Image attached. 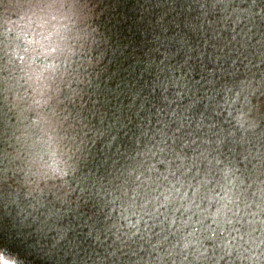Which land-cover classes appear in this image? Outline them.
I'll list each match as a JSON object with an SVG mask.
<instances>
[{"label": "trees", "instance_id": "obj_1", "mask_svg": "<svg viewBox=\"0 0 264 264\" xmlns=\"http://www.w3.org/2000/svg\"><path fill=\"white\" fill-rule=\"evenodd\" d=\"M46 1L0 0V225L9 241L22 235L28 242L30 264H104L97 254L112 243L103 234L105 191L126 163L117 148L131 152L136 135L170 122L172 109L179 115L197 97L192 117L222 105L217 126L239 139L234 117L242 108L241 119H256L258 128L243 134L250 143L237 151L264 152L257 136L264 129V25L243 18L246 0H232L230 18L219 8L202 16L203 0H79L75 17L66 4L46 8ZM41 25L52 29L55 51L39 45ZM7 37L12 49L24 46L16 58L3 54ZM189 48L203 53V64L216 74L197 66L189 73L191 91L181 89V98L170 85L167 91L156 85L187 68ZM34 57L45 65L22 62ZM14 64L26 68L20 88L5 73ZM242 87L247 105L243 95L235 98ZM49 143L55 156L48 155ZM104 156L107 163L99 164ZM81 213L90 217L87 224ZM58 231L66 238L57 243Z\"/></svg>", "mask_w": 264, "mask_h": 264}, {"label": "snow or ice", "instance_id": "obj_2", "mask_svg": "<svg viewBox=\"0 0 264 264\" xmlns=\"http://www.w3.org/2000/svg\"><path fill=\"white\" fill-rule=\"evenodd\" d=\"M231 3L232 0H203L201 15L210 17L219 8L230 18ZM246 3L248 7L240 9L245 13L243 18L253 23L259 18L264 25V0ZM102 9L103 3L97 10ZM240 20L237 16L236 22ZM208 23H212L211 19ZM47 50L55 51V47ZM202 55L189 48L187 68L180 75H166L156 86L167 91L170 85L183 98L181 89L191 91L193 80L189 73L197 66L213 77L216 74L203 64ZM195 83H200V77ZM241 95L243 104H249L245 87L235 93V98ZM198 101L199 97L191 101L179 115L172 109L168 113L170 122H158L160 126L154 130L141 131L131 152L124 154L117 148L126 163L117 169L116 182L105 191L108 212L103 234L107 239L110 233L112 243L106 246L103 256L97 254L104 264H264V152L237 151L238 145L243 148L245 142L250 143L243 134L255 133L257 120L241 119L246 113L242 108L237 110L240 115L234 119L242 133L237 139L234 131L225 135L217 126L214 117L220 115L222 105H213L207 116L188 115ZM261 116L264 118V114ZM257 136L264 140V129ZM111 140L115 137H111L109 147ZM108 159L104 156L98 163L106 164ZM146 188L158 194L140 199L141 190ZM81 215L87 224L90 217ZM165 223L167 228L162 233ZM97 232L94 240L99 242L101 234ZM87 235L91 237L93 233L89 231ZM65 238L66 232L58 231L55 239L58 243ZM27 245L22 235L9 241L0 225L3 264H30L32 256Z\"/></svg>", "mask_w": 264, "mask_h": 264}, {"label": "bare ground", "instance_id": "obj_3", "mask_svg": "<svg viewBox=\"0 0 264 264\" xmlns=\"http://www.w3.org/2000/svg\"><path fill=\"white\" fill-rule=\"evenodd\" d=\"M46 4H50V5H53L56 7H58L60 4H66L70 10V13H71L70 16H74V17L78 14L79 10L81 9L80 4H79V0H54V2H53V0H47ZM14 8H16V7H14ZM11 13L12 14H18V11L12 10ZM74 17H73V19H74ZM14 43L15 42L13 41V38H8V37H7V40L2 43V44H4L3 54L6 57H8L9 59L12 58V56L16 58L21 52H24V48H23L24 46H22V45L18 46L16 49H12L10 45L14 44ZM36 61H38V62H36ZM22 62H33V63L36 62V64H39L41 66L45 65L43 63L44 61H42L41 59H38V57H34V60H23ZM14 63H16V62L14 61ZM24 69H26V68L17 67L14 64V67L12 65V67L5 70L6 75L11 74V77H14V81L16 84H19V88L22 85L21 76L24 72ZM17 91H20V89H17ZM30 99L32 100V97H30ZM49 107L50 106L45 105L42 107V109L45 108L46 111H49V110H47ZM53 107H55V106H53ZM4 167L7 168L6 164H4ZM51 167H52V165L47 166L48 169H50ZM6 174H10V172H8Z\"/></svg>", "mask_w": 264, "mask_h": 264}, {"label": "clouds", "instance_id": "obj_4", "mask_svg": "<svg viewBox=\"0 0 264 264\" xmlns=\"http://www.w3.org/2000/svg\"><path fill=\"white\" fill-rule=\"evenodd\" d=\"M44 7H52V5L50 4H46L44 5ZM40 29H44L43 31H40ZM52 31L51 28H46L45 26H40L38 28V32H37V35L38 37L40 38L39 39V45H43L45 48H50L52 47L55 43H56V40H55V37H51V38H48V39H45L46 37H49L48 36V33ZM49 156H55V152L52 151V152H49L48 153ZM40 163L43 165V166H47V162L44 160V159H41ZM158 193L157 192H153L151 188H146V189H142L141 192H140V199H150L152 196L154 195H157ZM149 208H151V205H149ZM142 209H137V212H141ZM177 223L180 224V219L178 217L177 219ZM167 228V224L165 223L164 225L161 226V231L163 233L164 230H166Z\"/></svg>", "mask_w": 264, "mask_h": 264}, {"label": "rangeland", "instance_id": "obj_5", "mask_svg": "<svg viewBox=\"0 0 264 264\" xmlns=\"http://www.w3.org/2000/svg\"><path fill=\"white\" fill-rule=\"evenodd\" d=\"M42 135H44V134H38V133H36L35 134V137H39V136H42ZM35 145H36L35 146L36 149L39 148V146L41 145V143H40V141L38 139H36ZM46 150L48 151V153L49 152H52V145L50 143L49 144H46Z\"/></svg>", "mask_w": 264, "mask_h": 264}]
</instances>
